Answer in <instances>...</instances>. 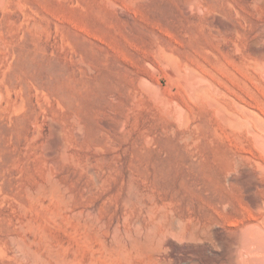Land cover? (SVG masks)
Masks as SVG:
<instances>
[{"label":"rangeland","instance_id":"1","mask_svg":"<svg viewBox=\"0 0 264 264\" xmlns=\"http://www.w3.org/2000/svg\"><path fill=\"white\" fill-rule=\"evenodd\" d=\"M256 132L264 0H0V264H158L150 200L264 183Z\"/></svg>","mask_w":264,"mask_h":264},{"label":"bare ground","instance_id":"2","mask_svg":"<svg viewBox=\"0 0 264 264\" xmlns=\"http://www.w3.org/2000/svg\"><path fill=\"white\" fill-rule=\"evenodd\" d=\"M259 136L254 140L261 142L264 151V138L262 142ZM242 173L248 179H235L240 196L226 192L196 196L184 210L169 212L150 196L148 209L158 211V264H162V245L168 236L186 243L180 248L169 241L172 264H264V183L247 169ZM238 208L247 214L241 216Z\"/></svg>","mask_w":264,"mask_h":264}]
</instances>
